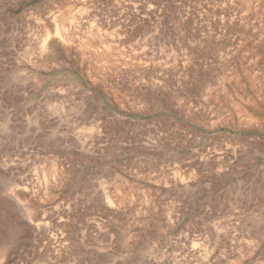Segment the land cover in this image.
Returning a JSON list of instances; mask_svg holds the SVG:
<instances>
[{
    "label": "rangeland",
    "instance_id": "374dc122",
    "mask_svg": "<svg viewBox=\"0 0 264 264\" xmlns=\"http://www.w3.org/2000/svg\"><path fill=\"white\" fill-rule=\"evenodd\" d=\"M0 264H264V0H0Z\"/></svg>",
    "mask_w": 264,
    "mask_h": 264
},
{
    "label": "bare ground",
    "instance_id": "6f19581e",
    "mask_svg": "<svg viewBox=\"0 0 264 264\" xmlns=\"http://www.w3.org/2000/svg\"><path fill=\"white\" fill-rule=\"evenodd\" d=\"M260 186V185H259ZM238 188V187H237ZM236 188H234V190H235ZM106 197V196H105Z\"/></svg>",
    "mask_w": 264,
    "mask_h": 264
}]
</instances>
